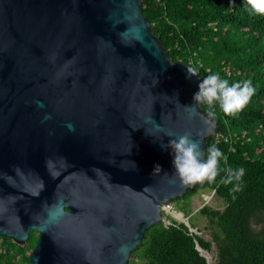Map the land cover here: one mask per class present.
I'll return each mask as SVG.
<instances>
[{"label":"water","instance_id":"95a60500","mask_svg":"<svg viewBox=\"0 0 264 264\" xmlns=\"http://www.w3.org/2000/svg\"><path fill=\"white\" fill-rule=\"evenodd\" d=\"M142 2L0 0V235L38 232L30 264H128L168 215L201 235L164 209L194 184L161 144L190 132L206 155L216 123Z\"/></svg>","mask_w":264,"mask_h":264},{"label":"trees","instance_id":"16d2710c","mask_svg":"<svg viewBox=\"0 0 264 264\" xmlns=\"http://www.w3.org/2000/svg\"><path fill=\"white\" fill-rule=\"evenodd\" d=\"M142 7L171 59L191 64L202 79L218 73L230 84L250 80L256 94L235 116L217 106L216 135L206 138L207 148L215 144L225 154L221 168H245L242 190L232 193L221 172L215 183H196L173 200L184 202L189 216L201 189L215 191L224 207L199 210L212 239L168 216L171 224L148 229L128 264H209L197 242L209 251L216 245V264H264V16L252 14L246 0H143ZM34 234L24 246L0 235V264H30Z\"/></svg>","mask_w":264,"mask_h":264},{"label":"clouds","instance_id":"9594fccd","mask_svg":"<svg viewBox=\"0 0 264 264\" xmlns=\"http://www.w3.org/2000/svg\"><path fill=\"white\" fill-rule=\"evenodd\" d=\"M246 3L252 14L264 16V0H246ZM188 72L190 75L198 74L191 67L188 68ZM198 87L199 91L193 97L195 103L186 107L195 111L197 106L207 105L209 107L206 113L208 121L216 118L214 109L217 106L225 115L235 116L243 111L256 94V88L250 80L230 84L229 80L222 78L218 73L205 76ZM146 132L150 134L147 130ZM166 135L171 137L170 133ZM161 147L165 149L171 147L173 150L175 174L179 176L183 183L207 182L212 184L216 182L220 173L224 172L226 175L221 177V182L225 185H232L230 189L232 193L242 190L245 168H221V161L226 162L227 158L215 144L206 149L207 155H205L201 142L194 140L192 134L188 132L170 140L167 145L162 143ZM157 171H161V166L158 164L155 166L154 173ZM53 219H55L54 215Z\"/></svg>","mask_w":264,"mask_h":264},{"label":"rangeland","instance_id":"374dc122","mask_svg":"<svg viewBox=\"0 0 264 264\" xmlns=\"http://www.w3.org/2000/svg\"><path fill=\"white\" fill-rule=\"evenodd\" d=\"M170 203L173 210L185 213V211L183 210L184 202L172 201ZM205 203L215 208H223L224 203L222 199L215 194V191L209 189H201L191 200L190 210H192V213L189 215L191 222L194 225H196L197 228L201 229V235L203 237H205L208 240H211L212 236L210 234V231L206 229V225L208 224V219L199 214V210L203 207V205H205ZM168 216L175 219L174 216L171 215ZM212 251H215V259H217V248L215 244L212 247Z\"/></svg>","mask_w":264,"mask_h":264},{"label":"bare ground","instance_id":"6f19581e","mask_svg":"<svg viewBox=\"0 0 264 264\" xmlns=\"http://www.w3.org/2000/svg\"><path fill=\"white\" fill-rule=\"evenodd\" d=\"M176 215H177V217H181V215L178 213H176ZM209 258H210L212 264H216L215 251L209 252Z\"/></svg>","mask_w":264,"mask_h":264},{"label":"flooded vegetation","instance_id":"af4514ba","mask_svg":"<svg viewBox=\"0 0 264 264\" xmlns=\"http://www.w3.org/2000/svg\"><path fill=\"white\" fill-rule=\"evenodd\" d=\"M34 232L35 231H32L31 233H30V236H29V239H28V241L26 242V244H24V245H29V243H30V240H31V238H32V235L34 234ZM35 236H37V239H38V232H35V234H34ZM37 242V241H36ZM24 245H22V246H24ZM36 245V244H35Z\"/></svg>","mask_w":264,"mask_h":264},{"label":"built area","instance_id":"2783aa9c","mask_svg":"<svg viewBox=\"0 0 264 264\" xmlns=\"http://www.w3.org/2000/svg\"><path fill=\"white\" fill-rule=\"evenodd\" d=\"M172 208L171 204H166L164 205V209L170 210Z\"/></svg>","mask_w":264,"mask_h":264}]
</instances>
